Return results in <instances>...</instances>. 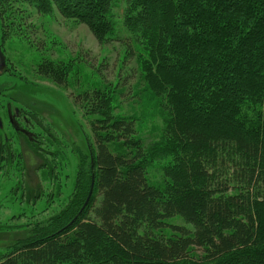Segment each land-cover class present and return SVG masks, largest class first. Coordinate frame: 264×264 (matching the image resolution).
<instances>
[{
	"label": "trees",
	"instance_id": "16d2710c",
	"mask_svg": "<svg viewBox=\"0 0 264 264\" xmlns=\"http://www.w3.org/2000/svg\"><path fill=\"white\" fill-rule=\"evenodd\" d=\"M122 1L128 35L116 31L119 0H0L1 40L29 5L85 24L101 44L131 40L162 120L146 143L138 117L116 112L113 90L77 91L91 136L72 189L58 209L26 217L27 236L0 264H264V0ZM74 67L49 58L37 65L63 87L74 86ZM20 112L6 115L18 124L16 142L0 120V166L21 164L19 200L34 203L41 191L24 200L32 192L24 178L59 174L63 159L43 154L45 135L34 121L32 130L19 125Z\"/></svg>",
	"mask_w": 264,
	"mask_h": 264
},
{
	"label": "rangeland",
	"instance_id": "374dc122",
	"mask_svg": "<svg viewBox=\"0 0 264 264\" xmlns=\"http://www.w3.org/2000/svg\"><path fill=\"white\" fill-rule=\"evenodd\" d=\"M123 6V1L119 0L115 8L116 31L128 35L121 24ZM25 9L14 15V28L6 38L0 39L6 58L5 66L0 69L1 129L3 134L10 136V141L16 142L11 136L18 124H11L6 115L11 111L14 114L21 111L19 125L31 129L28 123L36 122L33 131L45 135L39 142V146L48 151L43 150V154L46 153L53 161L62 157L63 163L59 174L57 171L53 176H45L40 171L24 178L32 190L24 200L35 198L41 191V197L34 203L19 200L17 191L24 173L21 164L7 160L0 166V255L27 236L26 217L45 207L48 208L47 214L58 209L66 199L63 198L65 192L67 194L72 189L79 150L88 145L91 136L87 117L73 102L77 91L105 86L113 90L116 112L138 117L139 133L146 143L158 139L162 128L155 100L144 92L140 81L138 50L131 40L123 38L122 42L111 40L101 44L85 24L66 20L58 13L42 16L30 5ZM43 58L68 63L77 61L79 67H74L69 74L70 83L74 86H57L42 76L37 65ZM2 104L7 105V112ZM46 130L49 135H46ZM10 141L7 140L6 145ZM15 145L18 146L17 143ZM154 172L152 178H158L160 173ZM60 191L61 194L57 195ZM22 211L27 215H19ZM174 219L187 224L179 216Z\"/></svg>",
	"mask_w": 264,
	"mask_h": 264
},
{
	"label": "water",
	"instance_id": "95a60500",
	"mask_svg": "<svg viewBox=\"0 0 264 264\" xmlns=\"http://www.w3.org/2000/svg\"><path fill=\"white\" fill-rule=\"evenodd\" d=\"M5 64H6V58H5L4 54H3L2 48H1V46H0V69H1L3 66H5ZM92 188H93V185H92ZM91 193H92V189H91V191H90V195H91ZM90 195H89V196H90Z\"/></svg>",
	"mask_w": 264,
	"mask_h": 264
}]
</instances>
